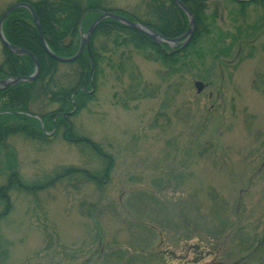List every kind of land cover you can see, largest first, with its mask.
<instances>
[{
	"label": "rangeland",
	"instance_id": "1",
	"mask_svg": "<svg viewBox=\"0 0 264 264\" xmlns=\"http://www.w3.org/2000/svg\"><path fill=\"white\" fill-rule=\"evenodd\" d=\"M17 2L0 0V13ZM139 2L109 0L128 10ZM245 9L236 23L228 10L217 23L254 36L229 38L227 54H204L191 73L171 76L131 48L120 80L119 52L107 54L96 100L73 120L113 156L108 175L90 149L61 136L9 140L26 183L67 167L99 180L75 173L36 193L12 191L0 264H264V6ZM216 34L199 46L210 48ZM134 71L144 97L130 95ZM6 162L0 153V185Z\"/></svg>",
	"mask_w": 264,
	"mask_h": 264
},
{
	"label": "trees",
	"instance_id": "2",
	"mask_svg": "<svg viewBox=\"0 0 264 264\" xmlns=\"http://www.w3.org/2000/svg\"><path fill=\"white\" fill-rule=\"evenodd\" d=\"M195 19V29L191 39L186 38L174 45L157 42L142 32L113 18L101 20L95 27L90 48L72 62H60L45 50L39 29L30 9L20 7L12 11L3 23L6 39L15 46L32 52L39 61L40 72L33 81H21L0 89V153H5L6 163L1 168L6 182L0 185V202L4 207L0 219L12 208L11 192L36 193L52 186L58 179L80 173L87 179L108 175L114 158L102 144L78 132L73 118L96 100L97 85L103 73L105 59L119 52L120 62L116 64L121 80L125 71L126 50L142 51L147 59L159 61L170 75L191 73L202 65L204 54H227L236 40H250L254 34H243L240 27L237 34H231L219 27L217 20L228 10L227 2H234L240 8L229 9L234 18L246 15L250 4L264 6V0H181ZM30 3L38 17L42 34L48 47L61 57L74 56L85 33L103 11H112L130 20L138 21L167 38L182 36L189 28L187 13L174 0H140L134 9L113 8L109 0H18ZM8 5L1 13L0 18ZM232 20V19H231ZM233 22V21H232ZM233 22V23H234ZM217 33L210 48L199 46L211 33ZM230 38V39H229ZM242 40V41H243ZM208 41V40H207ZM2 43V42H1ZM3 59L0 63V80L12 77L31 76L36 69L34 59L27 53H15L2 44ZM111 65V63H110ZM121 71V73H120ZM129 91L133 98L144 97L146 88L140 74L131 73ZM200 78H203L199 75ZM156 92L149 85V94ZM23 137L37 143H48L61 136L65 141L90 149L104 167L101 173L88 169L67 167L63 172L45 180L26 183L19 169L18 157L9 140ZM98 183V182H97Z\"/></svg>",
	"mask_w": 264,
	"mask_h": 264
},
{
	"label": "water",
	"instance_id": "3",
	"mask_svg": "<svg viewBox=\"0 0 264 264\" xmlns=\"http://www.w3.org/2000/svg\"><path fill=\"white\" fill-rule=\"evenodd\" d=\"M178 6H180L188 15L189 17V20H190V25H189V28L188 30L180 37H177V38H167V37H164L162 34L150 29L149 27L143 25L142 23L138 22V21H133V20H130L122 15H119L117 13H114L112 11H103L101 13V15L93 22V24L89 27V29L83 33L82 35V39H81V44H80V48L78 50V52L72 56V57H61L59 55H56L47 45L46 41H45V38L42 34V31H41V27H40V23H39V20H38V17L35 13V10L33 8V6L28 3V2H18V3H15L13 4L12 6H10L2 15V17L0 18V39L2 41V43L4 44V46H6L10 51L12 52H15V53H27L28 55H30L34 61H35V65H36V69H35V72L31 75V76H27V77H12V78H7V79H2L0 80V89H4V88H7L11 85H14V84H17L21 81H33L36 79V77L39 75V72H40V65H39V61H38V58L30 51H27L21 47H18V46H15V45H12L5 37L4 35V32H3V23L5 21V19L8 17V15L14 11L15 9L17 8H20V7H25V8H28L30 9V11L32 12L33 14V17H34V20L36 21L37 23V26H38V29H39V34H40V39L43 43V46L45 48V50L48 52L49 55H51L53 58H55L56 60L60 61V62H72V61H75L77 60L81 55L82 53L84 52V49L87 48L89 49L90 48V40H91V37H92V34H93V31L95 29V27L97 26V24L109 17V18H113L133 29H136L140 32H142L143 34L147 35L148 37H150L151 39L157 41V42H162V43H166L168 45H174L176 44L178 41H180L181 39H184L187 37L186 42H188L193 33H194V29H195V19H194V16L192 15L191 11L188 9V7L181 1V0H174ZM196 85V88L198 89V91H201L203 89V86L204 84L201 82V81H196L195 83Z\"/></svg>",
	"mask_w": 264,
	"mask_h": 264
}]
</instances>
